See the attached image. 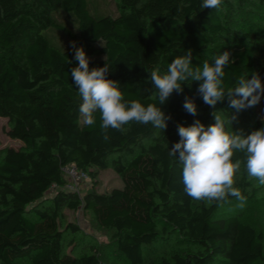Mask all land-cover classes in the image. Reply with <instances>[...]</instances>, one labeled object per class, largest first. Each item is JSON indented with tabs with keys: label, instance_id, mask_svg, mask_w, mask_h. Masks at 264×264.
I'll list each match as a JSON object with an SVG mask.
<instances>
[{
	"label": "trees",
	"instance_id": "trees-1",
	"mask_svg": "<svg viewBox=\"0 0 264 264\" xmlns=\"http://www.w3.org/2000/svg\"><path fill=\"white\" fill-rule=\"evenodd\" d=\"M226 1L219 8L201 9L202 0H119V12L112 15L94 13L92 0H0V116L9 122L8 135L22 142L8 147L0 162V264H110L95 252L64 250L61 207L81 205L113 231L112 240L130 264H143L144 247L158 240L163 224L176 229L190 250L160 264L264 262L262 234L236 213L218 214L235 197L211 204L191 199L184 192L182 165L169 156L180 140L178 125L199 120L207 127L214 123L211 113L219 110L227 119L234 113L228 101L213 109L197 94L199 82L185 83L183 93L174 92L160 105L171 116L164 132L132 122L123 133L110 128L104 140L99 113L94 126L82 123V101L71 77L78 66L72 43L61 47L47 33L51 27L66 31L77 48H84L90 69L106 62L108 78L119 82L126 102L158 103L149 71H166L189 50L193 67L230 52L233 63L224 70L227 86L254 72L264 82V31L246 33V43L224 40L227 21L220 10ZM58 10L73 16L77 26L57 22ZM185 96L194 99L195 116L184 110ZM255 108L237 113L226 129L245 126L246 136L264 127V117L254 118ZM155 135L152 144H142ZM233 159L241 160L234 187L248 197L244 154L237 152ZM69 164L92 179L82 197L67 187L62 167ZM110 166L123 186L99 192L98 169ZM52 186L54 209L48 211L39 205ZM68 227L77 230L71 223Z\"/></svg>",
	"mask_w": 264,
	"mask_h": 264
},
{
	"label": "clouds",
	"instance_id": "clouds-1",
	"mask_svg": "<svg viewBox=\"0 0 264 264\" xmlns=\"http://www.w3.org/2000/svg\"><path fill=\"white\" fill-rule=\"evenodd\" d=\"M221 3L222 0H202L201 9L219 8ZM72 47L78 66L71 69V77L82 101L79 106L82 123L94 126L99 113L104 140L109 139L110 128L123 133L125 125L132 122L150 124L164 132L171 116L165 114L160 105L165 104L174 92L183 93L185 83L190 87L196 81L199 82L197 94L206 105L215 109L218 103L227 100L234 113H229L226 119L220 110L213 111L214 123L207 127L199 120L190 126L178 125L180 140L169 150V156L177 158L182 165L184 192L191 199L208 204L235 197L240 202L239 207L243 208L247 197L234 187L241 169V160L233 159L237 152L244 154L247 176L264 185V127L246 136L232 128L231 131L226 129V124L231 125L237 119V113L260 104L264 97V82L254 72L250 79L241 75L234 85H225L224 70L233 63L230 52L224 51L213 63L205 60L201 66L193 67L189 50L185 55L175 57L166 71L152 69L149 81L155 89L153 98L158 103L145 106L137 100H124L119 82L108 78L111 68L106 62L103 67L90 69V58L84 48H77L75 42ZM183 108L193 116L197 114L193 98L185 96Z\"/></svg>",
	"mask_w": 264,
	"mask_h": 264
},
{
	"label": "rangeland",
	"instance_id": "rangeland-1",
	"mask_svg": "<svg viewBox=\"0 0 264 264\" xmlns=\"http://www.w3.org/2000/svg\"><path fill=\"white\" fill-rule=\"evenodd\" d=\"M119 0H92L91 7L94 13H110L118 14ZM221 15L226 19L227 29L223 33V39L228 43H246L247 38H244L246 33H261L264 31V0H246L244 2L228 0L223 3L220 10ZM55 19L60 24L68 28H75L77 22L74 17L58 10ZM51 40L61 47H68L72 43L69 34L57 27H51L47 30ZM264 117V97L255 108L254 118ZM9 122L5 117L0 116V162L3 158L5 150L8 147H20L22 142L8 135ZM233 131L242 133L245 132V126L232 125ZM243 134V133H242ZM245 135V134H243ZM156 135L153 138H148L142 141L144 146L153 143ZM121 156L129 159L128 154L122 153ZM246 179L249 182L247 200L243 208L239 207V201L235 198L228 201L219 207L218 214H227L229 212L239 215L240 220L255 227L258 233L262 234L264 239V185H259L255 178ZM123 186V180L120 175L113 169L108 168L98 169V185L96 190L99 192H109L114 187ZM81 197L91 189L92 179L80 182L72 187ZM56 187L52 186L46 193L44 200L39 207L44 210L52 211L54 209L53 196ZM36 217L35 214H31ZM60 228L64 230V250L66 252H74L77 255L98 253L101 258L110 264H130L125 256L117 249L115 242L111 236L113 231L102 227L94 213L91 210H86L82 205L77 209H72L68 206H62L59 215ZM73 224L77 230L69 228V224ZM190 250L187 242L183 241L176 229L167 224L162 225L160 237L151 245L144 247L143 264H160L163 259H171L175 253H183ZM252 264H264L258 260Z\"/></svg>",
	"mask_w": 264,
	"mask_h": 264
},
{
	"label": "built area",
	"instance_id": "built-area-1",
	"mask_svg": "<svg viewBox=\"0 0 264 264\" xmlns=\"http://www.w3.org/2000/svg\"><path fill=\"white\" fill-rule=\"evenodd\" d=\"M62 170L68 180L67 185H71L72 187L90 179L88 172L79 169L75 164L63 166Z\"/></svg>",
	"mask_w": 264,
	"mask_h": 264
}]
</instances>
